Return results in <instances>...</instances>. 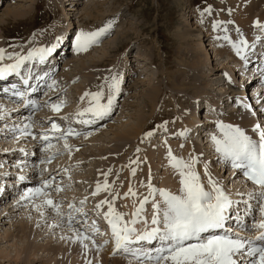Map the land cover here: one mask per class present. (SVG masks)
<instances>
[{"label": "rangeland", "instance_id": "obj_1", "mask_svg": "<svg viewBox=\"0 0 264 264\" xmlns=\"http://www.w3.org/2000/svg\"><path fill=\"white\" fill-rule=\"evenodd\" d=\"M8 10L15 12L17 16H9ZM91 11H95L92 14L93 16H90ZM260 17L264 18V0H0V49L4 50L5 56V59L0 61V66L9 64L6 62L11 60L7 58L9 56L18 55L20 54L18 52L22 53V50L37 48V46L42 44L39 41H43L47 48H51L63 44L64 40H66L63 45H66L64 50L67 51V44L77 41L81 31L88 29V32L92 33L109 24L111 25L107 34L100 37L99 42L89 47L86 51L77 52L76 50L74 53L69 54L68 52L63 55L65 59H61L59 62L55 80L57 84H63L65 87L60 95L56 94L59 93L56 91H53V94L50 93L49 96L52 97H49V102L43 104L32 115V118L28 117V119L25 116L24 119L26 120H23V117H19L17 120V113L11 110L12 107L0 102L2 106H5V109L0 111V157L12 156L11 159L16 157L24 159L21 152H24L22 151L23 149L28 150L26 146L28 140H24V136H18L22 132L16 133V128H14L16 124L22 125L24 123L25 128L27 126L30 129L29 123L32 122L33 125L41 122L40 126H48L47 128H51L52 123L58 126H63L65 125L64 123L73 126V120L75 121L79 118L81 123L83 118L89 115L79 116V113L83 112L88 106L85 102L87 98L83 101L81 99L84 94L100 91L101 86H103L104 99L102 103L106 104L109 95V84L112 78L116 77L119 81V89L113 97L111 116L108 122L104 123L100 128H95L86 133V135L80 134L78 137H70L64 142L68 145L67 149L61 154L57 153L55 160L52 163H48L49 169L56 171L50 175L49 173L45 174L44 179L49 178V180H52V178H56L52 182L56 185L58 183V187L52 188V185L49 187L50 189L45 190L48 194L47 199H53L55 203L54 200L64 197L63 193L67 192L65 189L73 187V194L82 195V198L86 201L87 209L102 212V208H104V210L106 209L105 214L108 212V204H100L101 207L98 208L95 201H109L112 203L115 212L120 213L124 221H126L129 218V208L132 207V210L134 209L133 212L140 208H138L137 203L135 204L136 199H140L141 203L144 197L152 200L157 195L159 196L158 191L155 196L149 194L148 184L153 185L155 183L156 185L158 184L159 188H162L161 190H166L167 187L165 189L164 180L169 178L168 176L173 177L175 175L180 179L178 171L170 167L171 164L169 166L170 149L160 143L159 132L161 127L170 128L169 130L171 131L172 128L182 129L185 124L192 126V139L186 143V150L179 147V150H175V154L179 155L178 159H182L185 162L196 158L197 163L194 168L201 175H199L200 182L204 187L207 186L212 191L211 179L218 186L227 182L231 187L225 188V192L229 197L249 190L248 188L240 187L236 178H229L231 172L229 171L228 173V171L221 168L223 163L220 159H215L210 150L213 142H207V136L203 137L200 134L202 128L199 125L205 124L202 117L204 118L206 115V109H204L205 104L201 105L204 101L202 99L208 97L210 99L213 97L214 99L215 97L217 102H220L221 108H224V105L229 107V109L233 107L231 105L228 106L226 101L221 103L222 100L219 99V95H225V93L222 94V91H225V89L230 91L232 89H229L230 84H234V86L240 84L242 86L241 89L245 91L242 96L245 97L246 95L250 104L253 103V95L258 90L260 77L255 79L254 77L256 76L253 75L256 74L250 76V71H248L249 74L247 75L242 74L243 72L239 70L236 73L232 68H239L241 66L240 61L232 62V66L226 68L227 63H231V58L227 57L230 48H224L225 45L223 43L227 41L224 38L227 35H230L228 39H233V37L235 39L240 38L239 33L243 34V38L248 34L253 35L254 25L257 22H259V25L264 23V21L259 20ZM246 20L248 24L245 27H248V30L237 33L230 28L231 23L236 21L238 24L235 25L241 26L243 29L245 27L242 24ZM214 25L219 26L214 27ZM187 29L195 30L192 31L193 36L191 39H196V42H190L191 39L183 40L181 35ZM209 34L213 36L209 37ZM250 36H248L249 39L253 40L254 37ZM60 38L62 39L60 40ZM215 39L217 45L208 44ZM196 45H199L200 49L202 45L210 46L206 48L210 51L212 58H209L207 63L203 60L196 61L195 57L198 55L196 53ZM26 55H28V52H25V56L21 57H26ZM83 67L86 68V72ZM65 77L72 81H66ZM251 81L253 83L247 87ZM260 84L263 85L262 82ZM154 88H158L159 93L157 94L155 105L149 106V104L151 105V89ZM237 91L242 93V90ZM207 95L209 96L206 97ZM239 96L241 95L239 94ZM213 99L212 101H214ZM263 99L262 95V99H258L256 101L257 104L251 108L245 105L255 118L259 111V107L257 109L255 107L260 102L264 104ZM61 100L62 102H60ZM87 102L89 103L88 99ZM53 104L60 106V110L53 111L51 107ZM62 104L64 105L62 106ZM214 106H216L215 103ZM71 111H76L79 117L73 119L72 116L67 115L73 113ZM75 113H73V116H75ZM247 113L245 108H243V116ZM260 113L262 112L260 111ZM231 114L234 115L232 111ZM46 116H51L52 118L47 120ZM20 118H22V121ZM234 119L240 121L244 120V117L238 119L234 116ZM255 121L256 119L251 118V123L247 129L245 127L240 128L243 131L252 133L251 125ZM140 122L143 123L138 139L131 138L129 140L130 148L125 153L122 152V155L119 154L121 157L119 156L116 159L114 150L120 144L116 138V130L122 131L124 128L137 126ZM196 122L199 125H196L195 128ZM212 126L213 124L210 125L211 129ZM195 129L197 134H195ZM191 134L188 135V138L191 137ZM201 137L204 140L206 139V141H204V145L200 144L199 156L195 157L192 154L194 157L189 155L190 160L183 159L181 154L192 150L187 148L190 146L189 144L196 147L195 140H200ZM28 138L32 141L31 137ZM22 139L23 141H21ZM171 142L173 149L177 148L180 140L172 138ZM59 147L65 148V145ZM163 151H165V155H163ZM15 153L21 155H13ZM37 153L38 149H36ZM31 157L29 156L31 160L28 161H32ZM170 162L172 163L171 160ZM105 163H107V166L105 167L106 169H103L106 165ZM168 167L169 169H167ZM58 169L60 172H57ZM103 171L105 174L100 178L99 175ZM133 171L135 172L134 175ZM51 176L53 177L51 178ZM1 181L4 180L2 179ZM98 184L101 185V191L99 194H95ZM105 184L108 185L106 190L103 188ZM91 185L94 186L92 187ZM126 185L131 188L136 185L139 188L145 187L143 189L145 196H143L144 194H135L131 198L132 194L129 192V188L125 187ZM57 188L61 190L57 191ZM19 191L17 189L11 193L8 192V196L5 198L4 195L0 196V251L3 253L14 258L18 254L17 251L20 246L25 243V246L30 248L29 254H33L34 258H31L35 259V263L30 264H49L53 254L50 253V255L47 250L58 251L66 248V243L69 244L79 239V250L70 251L74 253H69L68 255L63 253L62 264H68L84 249L90 251L91 257H89L92 264H120L117 261L123 264H138V262H132L125 257V253H114L116 250H112L111 253V249L109 251L106 250L107 245H101V240L97 236H92L95 244H93L91 239L83 240L82 242V237L78 235V232H86L88 234V230L81 224L71 228L69 226L67 228H57L55 226L53 233L49 236L46 232L44 233L46 236L44 234L41 237L36 236L37 231L39 232L38 229L43 232L51 226L52 218L57 212L50 207L48 208L50 211L45 210L49 213L43 212L42 209L39 210V207L34 209L36 205H39L38 203L42 196L38 197V203L32 202V200L35 201L37 199L26 201ZM83 194L84 197L86 196L85 198ZM128 195L131 200L135 197V201H133L135 205L132 206V201H128ZM43 199L45 198L43 197ZM157 199H154L156 200L155 202H157ZM62 201V199L56 200L59 203V213L61 215L69 209L68 201L65 205H63ZM36 217L38 220L44 217L46 225H40L42 228L34 225ZM25 221L32 225L29 233L22 232L21 225L22 222L26 223ZM140 225V229L137 227L138 230L151 228L149 224ZM107 251L111 254L107 253L109 256L106 261L104 257ZM98 253L102 254L103 258L93 260L94 257L97 258L96 254ZM25 258H27V254L22 255V260ZM13 261V259L8 260L0 255V264H12Z\"/></svg>", "mask_w": 264, "mask_h": 264}, {"label": "snow or ice", "instance_id": "obj_2", "mask_svg": "<svg viewBox=\"0 0 264 264\" xmlns=\"http://www.w3.org/2000/svg\"><path fill=\"white\" fill-rule=\"evenodd\" d=\"M219 25H214L218 27ZM257 26L259 22H257ZM111 25L92 33L81 32L77 37V52L86 51L89 47L99 42L100 37L106 35ZM228 39V37H224ZM241 45L247 46L246 41H241ZM54 51V48L33 49L27 57H15L17 62L9 65L7 68H0V79L6 74L14 73L27 61L38 57L39 61L44 62L45 58ZM239 54V50L238 53ZM5 58L4 50L0 49V61ZM13 59L14 57H7ZM119 81L116 77L112 78L109 84V95L107 103H102L104 99L103 86L100 91L95 93H85V98L89 100V107L80 116L90 114L92 118H103L110 114L113 105V97L118 92ZM22 95V94H21ZM53 111H59L60 106L51 105ZM87 122V121H83ZM27 127V126H26ZM223 132V139L213 137L216 151L223 154L228 159L233 168L242 169L244 176L257 185L261 191L257 194H250L249 199H256L259 205V212L264 217V130L259 125L254 131L259 134V141L255 142L251 137L245 134L240 128L220 125ZM51 129L55 132L61 131L55 123L51 124ZM28 134H31L30 132ZM69 131L67 135H72ZM35 138V137H33ZM48 140V136L42 137ZM65 147L68 145L65 143ZM171 166L178 171L180 176V192L173 194L166 190H159L158 194L162 198L160 202L153 203V216L151 220L152 227L144 232H138L135 225L142 222L147 225L146 220H140V213L144 205L148 203V198L141 202L140 208L133 214L131 221H124L123 216L116 213L112 203L102 201V204H108V212L105 219L110 226L112 237L115 241L117 251H122L132 256L138 264H264V231L257 236L255 240L248 237H242L233 233L230 235L212 234L214 230H224L226 222L230 219V209L233 201L219 187L216 182L211 181L212 191H206L204 185L200 182L199 173L195 171L194 165L196 158L185 162L172 156L169 151ZM135 172L133 171V175ZM207 174V173H206ZM54 179V178H52ZM51 187V180H46L42 187L31 190V193H25V197L31 195L34 197H44V205L56 210L59 213V205L53 200L47 199V192L43 189ZM107 184L103 186L106 190ZM60 191L61 189H56ZM149 194L155 196L157 189L149 184ZM101 191V185H97L96 193ZM129 192L135 196L132 189ZM98 208L101 205H97ZM73 208V205H69ZM251 211V207L248 209ZM74 217L69 213L68 226H73ZM58 226V225H56ZM94 231L95 226H92ZM254 227L264 230V222L254 225ZM83 240H92V236L86 232H78ZM195 241V242H192ZM158 245L145 248L144 245ZM87 247V245H85Z\"/></svg>", "mask_w": 264, "mask_h": 264}, {"label": "bare ground", "instance_id": "obj_3", "mask_svg": "<svg viewBox=\"0 0 264 264\" xmlns=\"http://www.w3.org/2000/svg\"><path fill=\"white\" fill-rule=\"evenodd\" d=\"M72 9H74V8H72ZM9 11V10H8ZM7 11V12H8ZM92 12V11H91ZM95 12V11H94ZM94 12H92L91 14H90V16H93L92 14H94ZM96 14V13H95ZM8 15L9 16H14L15 15V17L17 16L16 15V13L15 12H12V11H9L8 12ZM20 15V14H19ZM21 16H23V15H21ZM241 19V18H240ZM245 19V18H244ZM243 19V20H244ZM264 18H261L260 17V21H264L263 20ZM203 20V19H202ZM231 23V22H230ZM232 24V23H231ZM235 24H238V22H236L235 21ZM248 24V21L246 20L245 21V23L244 24H242L244 27H245V25H247ZM230 25V24H229ZM250 27V26H249ZM190 28V27H189ZM248 28V27H247ZM246 27L245 28H243L244 29V31H246V30H248ZM110 30V29H109ZM195 30H196V28H195ZM195 30H186L181 36L183 37V40H190L191 38H192V36H193V33H192V31H195ZM253 30H254V28H253ZM264 30V29H263ZM89 30L88 29H86L85 31H81V32H85V33H89L88 32ZM211 31V30H210ZM210 31H207V32H210ZM80 32V33H81ZM68 33V32H67ZM251 33V32H250ZM251 35V34H250ZM264 35V34H263ZM180 36V37H181ZM210 36H212L211 34L209 35V37ZM249 36V35H248ZM251 36H253V35H251ZM250 36V37H251ZM179 37V38H180ZM254 37V36H253ZM62 38H63V35H62ZM62 38H60V40L62 39ZM241 38V37H240ZM196 40V39H195ZM194 40V38H193V40L191 39L190 40V42H196ZM256 42H257V40H255ZM76 42L77 41H75V44H74V49H76ZM255 42V43H256ZM4 44V43H3ZM35 44V43H34ZM207 44V43H206ZM209 45H214V43H213V41L211 42V43H208ZM35 46V45H34ZM2 47V46H1ZM206 47H210V46H208V45H202V47H201V49H200V46L199 45H196V53L198 54L195 58H196V61H199V60H203V61H205V63H207V61H208V59L209 58H212L211 57V55H210V51L206 48ZM259 47V46H258ZM224 48H226V47H224ZM229 48V47H228ZM203 49V50H202ZM211 50V49H210ZM215 50V49H214ZM230 51H231V49H229ZM228 50V56L227 57H229V59L231 58V59H233V60H231L230 59V61H231V63H227V67L226 68H230L231 66H232V62H235L234 60H235V58H233L234 56H232L233 54L230 52ZM223 51V50H222ZM6 52V51H5ZM216 54V53H215ZM219 54V53H218ZM217 54V55H218ZM257 55H259V54H257ZM219 56V55H218ZM260 56V55H259ZM245 60L246 59H244L243 61H242V63H244L245 62ZM259 60V59H258ZM56 63V62H55ZM231 64V65H230ZM243 65V64H242ZM9 66V64H6L5 66H0V68H7ZM82 66H84V65H82ZM249 66L250 67H248V68H245L246 67V65L244 66L243 65V67L242 68H240V69H238L239 71H241V72H243L242 74H244V75H247V74H249V72L248 71H250L251 73V75L250 76H252V74H257V75H253V76H256V77H254L255 79L256 78H259L260 80V82L258 81V85H259V89H260V87H261V90L262 91H260V90H258V92L257 93H259V95H257L255 98H254V100H253V103H251L252 104V106H255L256 104H257V99H258V96H259V98H262V95H263V97H264V94H262V92L264 91V66H262V61H258V63H254V61H253V58H252V60H251V63L249 64ZM68 68V67H67ZM85 70V72H86V68L85 67H83ZM226 68H224V69H226ZM224 69H222V70H224ZM52 70H53V68H52ZM218 70V69H217ZM233 70H234V68H233ZM89 71V70H88ZM87 74V73H86ZM69 77V76H68ZM74 78V77H73ZM67 77H65V80L66 81H69L70 79H68ZM91 80V79H90ZM70 81H72V80H70ZM252 81H253V78H252ZM250 82L249 83V85H247V87H249V86H251V83H253V82ZM54 82V81H53ZM263 83V85H261L260 83ZM91 84V83H90ZM62 87H64V85L63 86H60L59 88L58 87H56V88H54V89H52V91H49V92H47L46 93V95H49L50 93L51 94H53L54 92L53 91H56V92H60L61 90V88ZM237 87H238V85H237ZM64 89V88H63ZM245 89H246V86H245ZM152 90V93H150L151 95H150V103H151V105L149 104V106H153V105H155V102H156V99H157V94L159 93V89L158 88H154V89H151ZM150 90V91H151ZM227 91V92H226ZM55 92V93H56ZM232 92H234V91H231V92H228V90H226L225 89V91L222 93V94H224L225 93V95L224 96H220L219 95V99H221V100H225L226 98H229V97H231L232 95L231 94H233ZM56 94H61V92L60 93H56ZM220 94V93H219ZM221 94V95H222ZM0 95H1V91H0ZM209 95H211V94H209ZM209 95H207L206 97H208ZM261 95V96H260ZM81 96V95H80ZM1 97V96H0ZM45 97V96H44ZM84 97V96H83ZM209 98V97H208ZM208 98H206V99H202V101H203V103H201V105H203V104H205L206 102H208V101H211L212 102V104H208V107H209V113L210 112H213V110L214 109H216V107L218 108L220 105V102H219V104H218V102H217V100H216V98L214 97V101H212V99H213V97H212V99H208ZM88 99V98H87ZM87 99H85L86 101V104H88V102H87ZM40 100H42V101H45L46 100V98H41ZM264 100V99H263ZM0 102L2 103V104H6L7 106H9V107H11L10 105H12L13 107L14 106H16L15 104H13L12 102H8L7 100H5V99H2V98H0ZM60 102H62V100L60 101ZM216 104V106H214V103ZM223 102V101H222ZM221 102V103H222ZM264 102V101H263ZM0 103V111H2V110H4L5 109V106H2V104ZM186 103V102H185ZM236 103V102H235ZM247 103L250 105V102L248 101V99H247ZM85 104V105H86ZM195 104V103H194ZM259 104H261L260 106H259ZM64 104H62V106H63ZM181 105V104H180ZM232 105V104H231ZM89 106V105H88ZM194 106V105H193ZM195 106H196V104H195ZM262 106H264V104H262V102H260V103H258V105L256 106V108H258V107H261L260 109H261V112L262 113H264V109L262 108ZM242 107V111H243V108H245V110L248 112L247 114H244V116H242V117H244V120H236V119H234V115L235 114H239L237 117L239 118L240 117V113H241V111H239V110H237V111H233V110H236V108H232V109H230L229 111H228V113H227V115H229L228 116V118L229 119H231V120H233V122H232V127H237L238 126V128H240V127H245L246 129H247V127H249V125H250V123H251V115H250V113H249V110H248V108L246 107V106H241ZM8 108V107H7ZM12 109V108H11ZM15 110H17L16 111V113H17V120L19 119V117H23V120H26V119H24V117L26 116L27 118H28V115L26 114V113H22V114H19V113H21V111H18V109H16L15 108ZM9 111V110H8ZM23 111V110H22ZM231 111H232V113H234V115L233 114H231ZM6 112V111H5ZM71 112H73V113H75L74 111H71ZM73 113H71V114H67V115H70V116H72L73 115ZM75 114H77V112L75 113ZM0 115H1V112H0ZM13 115H15V114H13ZM24 115V116H23ZM5 116V115H4ZM107 116H104L103 117V119L105 120V118H106ZM29 118H31V117H29ZM28 118V119H29ZM47 120L49 119H51L52 117L51 116H46L45 117ZM21 120H22V118H20ZM87 119V118H86ZM209 119H212V118H210V116L208 117H205V119L202 117V120H204V122H205V124L203 123L202 125H199V127L200 128H202V130H201V134L205 131V128H207L208 127V125H210L211 124V121L209 120ZM3 120V119H2ZM109 120V119H108ZM108 120H106V121H108ZM140 120H142V118H140ZM32 121V120H31ZM87 122L86 123H91L92 121H88V120H86ZM143 122H144V120H142ZM199 121V120H198ZM142 122V123H143ZM22 123V122H21ZM142 123L140 122L139 123V125H137V126H133V127H127V128H124V129H122V131H119V130H116L117 131V133H115L116 134V138H117V140L119 141V143L120 144H118L117 145V147L115 148V150H114V156L116 155V159L117 158H119V156L120 155H122L121 153L122 152H126V150L128 149V148H130V146H129V140H131V138H134V139H138V137H139V135H140V133H141V130H142ZM197 123V122H196ZM255 123V122H254ZM14 124H16V123H14ZM31 124V125H30ZM192 124V123H191ZM25 124L24 123H22V125L20 124V125H18V124H16L15 125V127L14 128H17L18 126H21V127H18V128H20L19 130H26L24 133L22 132V134H20V135H18V136H24V140H28V143L26 144V146L28 147V150L26 149H23L22 151H24V152H21V154H23V157H24V159H26V160H24L23 158H21V157H19V158H12L11 159V157L10 156H6L5 158H3V157H0L2 160V162L0 163V186H1V188H3V185L6 183V180H7V177L5 176V173L6 172H10L11 171V167H8V164L9 163H15L14 164V167L15 166H18V168H13L14 170H13V172H14V174H16L15 172H17V173H19V172H21L22 174H24V175H26V174H30V179H33V180H36V181H38L39 183L41 182L42 184H41V186H43V184H44V182L46 181V180H49V178L48 179H44L45 178V174H47V173H49V175L50 174H52L54 171H56V170H51V169H49V167L45 164L46 163V161L45 160H41V159H37L36 161H34L33 159H32V161H28V160H31L30 158H29V156H33L34 154H36V149L37 148H39V142H38V139L35 137L34 138V140H32L31 141V139L30 138H28V137H32L33 135H35V134H39V137L40 138H42L44 135H49L50 136V133L51 132H49V131H47V130H49V129H41L40 127H38L37 125H33V122L32 123H29V128L30 129H33V130H30V129H28V127H26L25 128V126H24ZM93 125V124H92ZM190 125V124H189ZM253 128H255V126H254V124H253V122H252V125H251ZM32 127V128H31ZM91 127V126H90ZM195 128H196V125H195ZM81 129H85V128H81ZM241 129V128H240ZM41 130L42 131H45V134H44V132L40 135V133H41ZM242 130V129H241ZM115 131V132H116ZM195 131H196V129H195ZM243 131V130H242ZM31 133V134H28V133ZM197 132V131H196ZM17 134H19V131L18 132H16ZM30 135V136H29ZM27 136V137H26ZM102 136V135H101ZM101 136H99V137H101ZM99 137H97V138H99ZM102 138V137H101ZM23 139L21 140V141H23ZM203 138H202V143H203ZM72 142V141H71ZM78 142V141H77ZM80 142V141H79ZM131 142V141H130ZM35 144V145H34ZM131 145H132V142L130 143ZM33 145H34V147H33ZM32 146V147H31ZM55 146V145H54ZM69 146H70V144H69ZM48 147L49 146H47V149H42V151L40 152V150H39V154L40 155H37V156H39V158L40 157H43V156H45V151H48ZM64 147V146H63ZM133 147V146H132ZM180 147V143L178 144V146H177V148H173V149H171L170 151H171V153H172V151L173 152H175V150L176 149H178ZM56 148V147H55ZM182 148H184L185 150H186V147L185 146H181L180 147V149H182ZM187 148H191L192 150L191 151H186V152H183V151H181V152H183L182 154H181V156H182V158L183 159H186V160H190L189 159V155H191L192 156V154H193V148L191 147V145L190 146H188ZM60 149H61V147H60ZM195 149L197 150V151H200V147L199 146H196L195 147ZM203 149V148H202ZM179 150V149H178ZM169 151V150H168ZM49 153H51V149L48 151ZM167 152V151H166ZM163 155H165V151H163ZM199 153V152H198ZM21 154H13V155H21ZM120 154V155H119ZM42 155V156H41ZM177 155V154H176ZM162 156V155H161ZM177 156H179V155H177ZM121 157V156H120ZM192 157H194V156H192ZM196 157V156H195ZM9 159H11L10 161H7V160H9ZM79 159V158H78ZM76 161V160H75ZM8 162V163H7ZM62 164V163H61ZM106 165L104 166V168L103 169H106L105 167L107 166V163H105ZM170 164H172L171 162L169 163V166H170ZM149 167V166H148ZM170 167H172V166H170ZM150 168V167H149ZM102 169V170H103ZM167 169H169V167L167 168ZM231 169V168H230ZM170 170H172V169H170ZM37 172H39V173H37ZM57 172H60V170L58 169L57 170ZM105 172H106V170H105ZM231 172V171H230ZM232 173H233V171L231 172V175H232ZM20 174V173H19ZM58 174H60V173H58ZM105 173H104V171H103V173H101L99 176H100V178H101V176H103ZM48 175V176H49ZM231 175L229 176V178L231 177ZM236 175H238V174H236ZM53 176H51V178H52ZM169 178H166L165 180H164V185H165V189H166V187H167V189H166V191H169V192H171V193H173V194H179V192H180V188H181V185H180V179H178L175 175L172 177V176H168ZM235 177V176H234ZM95 178V177H94ZM179 178H180V176H179ZM222 178H224V177H222ZM4 180V181H1V180ZM54 179H56V178H54ZM93 179V178H92ZM220 179V178H219ZM231 179V178H230ZM9 181H11V180H9ZM239 183V182H238ZM148 184V183H147ZM219 184V183H218ZM246 184V183H245ZM7 185V184H6ZM6 185H5V187H6ZM149 185V184H148ZM31 186H33L32 184H31ZM52 186V185H51ZM53 186H54V184H53ZM52 186V188H54ZM92 187L94 186V185H91ZM245 186V188H248L249 190H248V193H249V191H251L252 190V188H251V186L250 185H248V184H246V185H244ZM127 189L129 188H131L130 186H128V185H126L125 186ZM1 188H0V191H1ZM34 188H36V187H34ZM73 188V187H72ZM72 188H67V189H65V190H67V194L66 193H63V198H68L69 199V197H70V199L69 200H72V199H74L75 198V200H77L76 202L78 203L77 205L79 206V210H78V212H77V214H78V216H79V213L80 212H82V211H89V210H91V211H95L96 212V215H94V213H91V215H93V216H91V219H96V221H98V220H102V222H105V225H107L108 223L106 222V221H103V219H105V214H104V212H105V210H104V208H102L103 209V211L102 212H98V211H96V210H94V209H86V208H84V207H86V205H85V203H86V201H85V199H83L82 198V195H80V194H73V190H72ZM145 187H141V188H139L137 185L134 187V188H131L132 189V192H134L135 194H140V195H143V196H145V192L143 191V189H144ZM205 189H208L209 190V188L206 186V187H204ZM227 189V188H226ZM65 190H63V191H65ZM134 190V191H133ZM45 191V190H44ZM75 191V190H74ZM229 191V190H228ZM236 191V190H235ZM175 192V193H174ZM26 193H28V192H26ZM68 193H70V194H68ZM226 193V192H225ZM228 193V192H227ZM236 193V192H235ZM146 194H148V193H146ZM234 194V193H233ZM62 195V194H61ZM67 195V196H66ZM103 195V194H102ZM228 195V194H227ZM132 197L131 198H133V195H131ZM234 196V195H233ZM233 196H231V197H233ZM83 197H84V194H83ZM86 197V196H85ZM84 197V198H85ZM130 196L128 195L127 196V198H128V201L130 200V201H132V206L133 205H135L136 203L138 204V208L140 207V205H141V203H140V199H136V201L134 200L135 199V197H134V199L133 200H131V198H129ZM22 198V197H21ZM59 198H61V197H59ZM158 198V199H157ZM24 199H25V197H24ZM23 199V200H24ZM28 199H38V197H34V196H31V195H29L28 196ZM121 199V198H120ZM154 199H157V202H160L161 201V197L160 196H158L157 195V197L156 198H152V200H148V201H150V202H148L147 204H145L144 205V210L140 213L141 215H140V217H139V219L140 220H146L147 221V223L150 221L151 222V218H152V216H153V203L156 201V200H154ZM22 200V199H21ZM53 200V199H52ZM123 200V199H122ZM127 200V199H126ZM246 200H249V199H246ZM27 201V200H26ZM133 201H135V204H133ZM67 202V201H66ZM102 201H95V203H97V205H100V204H102L101 203ZM38 203V202H37ZM67 203H69V202H67ZM152 203V204H151ZM240 203V202H239ZM30 204V203H29ZM39 205H36V207L34 208V209H37V207H39V210H43V212H48V211H50V209H48L49 207H47V206H45L44 205V199H43V197H42V199H40V201H39V203H38ZM63 205H65V204H63ZM69 205L70 204H68V208H69ZM96 205V206H97ZM152 206V207H151ZM22 207V206H21ZM67 208V207H66ZM70 209V208H69ZM68 209V210H69ZM5 210V209H4ZM45 210H48V211H45ZM68 210H66L65 211V213L63 214V215H61V213H60V215H57L55 212H54V214H56L53 218H52V224H51V226L48 228V229H46L45 231H43V232H40V230L41 229H38L39 230V232L37 231V235L36 236H39V237H41L45 232H46V234H48V236L50 235V234H52L53 233V228L56 226V225H58V226H56L57 228H67V227H65L66 225H67V223H66V220L64 219V215H66V213H67V211ZM71 210V209H70ZM91 211H89L88 213H90ZM134 211V209L132 210V207L131 208H129V218H128V220H132L133 218H134V216H133V214L137 211V209L135 210V212H133ZM42 212V211H41ZM60 212V211H59ZM49 213V212H48ZM52 213V212H51ZM42 214V213H41ZM104 214V215H103ZM118 214H120V213H118ZM8 215H9V212H8ZM126 215H128V214H126ZM1 217V216H0ZM33 217V216H32ZM61 217H63V221H61ZM42 218V217H41ZM37 219V217H36V220L34 221V225H38V226H40V225H46L45 224V218L43 217L42 219ZM103 218V219H102ZM78 220V219H77ZM106 220V219H105ZM26 222V221H25ZM57 222V223H56ZM88 222V221H87ZM127 222V221H126ZM56 223V224H55ZM140 224H144V223H142V222H138L136 225H135V228H136V230L138 231V232H141V231H139L138 230V228L141 226ZM82 225H84L83 223H82ZM86 225H88V224H86ZM37 227V226H36ZM41 227V226H40ZM138 227V228H137ZM150 227H152V225H150ZM21 228H22V232L23 233H29V230L32 228V225H31V223L29 224V223H24V222H22V225H21ZM42 228V227H41ZM71 228V227H70ZM140 229V228H139ZM87 230H88V232H90V229L87 227ZM87 232V233H88ZM94 234V232H92V235ZM45 235V234H44ZM88 235H89V233H88ZM98 235V234H97ZM97 235H93V236H97ZM110 235H112V233H111V229H109V230H104V233L103 232H101V234L99 235V236H97V238H99L100 240H101V245H103V243L104 242H106V240H105V238H104V236L105 237H109V239H111V240H108V244H107V249L106 250H110L111 249V253H112V250L113 251H115L116 250V247H115V241H114V238H112ZM46 236V235H45ZM39 237H36V238H39ZM79 243H80V241H79V239H76V240H74V241H72L71 243H69V244H67L66 243V248H62V249H59L58 251H54L53 249H49V250H47L48 252H49V254L50 253H52L53 255L51 256V260H50V263L49 264H62L63 263V260H62V258H63V253L65 254V255H68L69 253L70 254H73L72 252H70V251H74L75 249H78V247H79ZM114 245H113V244ZM144 247L145 248H149V247H152L151 245L150 246H145L144 245ZM81 249H83V248H81ZM80 249V250H81ZM79 250V249H78ZM29 251H30V248L28 247V246H25V243L22 245V246H20V248L18 249V254L14 257V258H12L10 255H8V254H6V253H3L2 251H0V255H2V256H4V258L5 259H8V260H14L13 261V263H15V264H30V263H35V259H32L31 257H33L32 255L33 254H29ZM106 252V254H105V257H104V260H108V254H111L110 252ZM90 251L89 250H81L80 251V254L78 255V253H77V255L78 256H75V259H72V261H70L68 264H92L91 263V261H90V257H91V254L89 253ZM76 253V252H75ZM108 253V254H107ZM24 254H27V258H25L24 260H22V255H24ZM36 255V254H35ZM51 255V254H50ZM50 255H49V257H50ZM80 255H82V257H80ZM90 256V257H89ZM129 256V255H128ZM96 257L97 258H93V260H95V259H98V258H103V256H102V254H96ZM34 258V257H33ZM73 258V257H72ZM80 258H82V259H80ZM128 258V257H127ZM37 259V258H36ZM132 259V260H131ZM133 257H131L130 256V260L132 261V262H135V261H133ZM243 259V258H242ZM39 262V261H38ZM93 262V261H92ZM100 262V261H99ZM114 262H115V260H114ZM113 262V263H114ZM118 263H120V264H123L122 262H120V261H117ZM12 263V264H13ZM93 263H96V262H93ZM108 263V262H107ZM135 263H137V262H135ZM98 264V263H97ZM104 264H106V263H104ZM117 264V263H116Z\"/></svg>", "mask_w": 264, "mask_h": 264}]
</instances>
